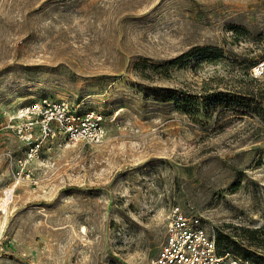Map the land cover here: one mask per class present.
<instances>
[{"label":"rangeland","instance_id":"rangeland-1","mask_svg":"<svg viewBox=\"0 0 264 264\" xmlns=\"http://www.w3.org/2000/svg\"><path fill=\"white\" fill-rule=\"evenodd\" d=\"M262 58L264 0H0V262L154 264L180 205L264 264ZM44 98L103 140L29 143Z\"/></svg>","mask_w":264,"mask_h":264},{"label":"built area","instance_id":"built-area-1","mask_svg":"<svg viewBox=\"0 0 264 264\" xmlns=\"http://www.w3.org/2000/svg\"><path fill=\"white\" fill-rule=\"evenodd\" d=\"M251 75L264 79V58L251 69ZM21 112L29 120L23 132L31 144L36 125L42 135L59 133L71 141L88 143L102 141L107 132L102 112L80 110L68 99L44 98L23 107ZM167 218L165 240L154 264H260L243 260L232 252L220 253L215 236L208 232L201 216H189L180 205H173ZM4 244L0 236V259Z\"/></svg>","mask_w":264,"mask_h":264},{"label":"bare ground","instance_id":"bare-ground-1","mask_svg":"<svg viewBox=\"0 0 264 264\" xmlns=\"http://www.w3.org/2000/svg\"><path fill=\"white\" fill-rule=\"evenodd\" d=\"M13 190L14 189L12 188V189H7L5 191L6 197H3V203H2L3 210H6V208H7V205L9 203V199H11V197H12Z\"/></svg>","mask_w":264,"mask_h":264},{"label":"trees","instance_id":"trees-1","mask_svg":"<svg viewBox=\"0 0 264 264\" xmlns=\"http://www.w3.org/2000/svg\"><path fill=\"white\" fill-rule=\"evenodd\" d=\"M216 241H217V245H218V247H219V244H220V242H221V239L218 237V239H217ZM219 251H220V248H219ZM220 253H222V252L220 251Z\"/></svg>","mask_w":264,"mask_h":264}]
</instances>
